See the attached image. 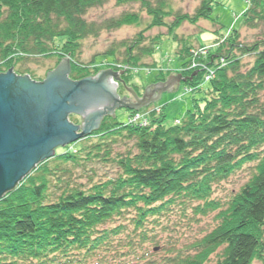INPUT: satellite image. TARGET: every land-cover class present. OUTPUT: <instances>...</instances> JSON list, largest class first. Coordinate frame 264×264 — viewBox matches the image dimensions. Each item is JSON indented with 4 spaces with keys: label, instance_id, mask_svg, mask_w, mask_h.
<instances>
[{
    "label": "trees",
    "instance_id": "trees-1",
    "mask_svg": "<svg viewBox=\"0 0 264 264\" xmlns=\"http://www.w3.org/2000/svg\"><path fill=\"white\" fill-rule=\"evenodd\" d=\"M103 1L0 0V73L14 68L32 78L16 66L28 58L68 55L70 78L95 75L100 69L92 62L77 61L81 41L139 20L126 13L101 24L87 21L85 13ZM133 2L151 17L150 26H164L168 34L183 22L213 21L217 4L200 0L192 14H171L165 0H116ZM263 20L264 0H251L238 26L206 48L205 69L185 68L203 48L183 45L177 60L186 80L179 85L198 96L180 119L166 124L162 107L148 113L146 124L105 116L72 144L87 143L37 163L2 195L0 264H264V38L238 41L241 24L253 27ZM158 39L146 47L140 33L105 56L122 62L127 82L131 66L138 67ZM247 56L253 59L245 65ZM167 75L155 73L151 81H165ZM81 160L112 164L115 173L98 180L90 176L85 186L72 178V167ZM247 165L250 178L219 209L213 188ZM174 208L183 215L188 208L194 215L219 209L218 222L186 249L170 241L160 245V217Z\"/></svg>",
    "mask_w": 264,
    "mask_h": 264
},
{
    "label": "rangeland",
    "instance_id": "rangeland-1",
    "mask_svg": "<svg viewBox=\"0 0 264 264\" xmlns=\"http://www.w3.org/2000/svg\"><path fill=\"white\" fill-rule=\"evenodd\" d=\"M165 2L167 5L166 8L172 12L171 14H192L199 5L200 0H165ZM249 3H251V0H217V4L213 6L211 14L213 21L200 19L195 24L183 22L177 26L172 33L168 34L167 29L164 26L149 25L151 23V17L145 11L140 9L138 3L133 2L117 5L116 0H104L101 6L90 8L85 13L84 18L87 21L101 24L108 19H115L126 13L137 14L139 20L122 24L114 29H101L97 36H88L84 38L81 41L76 58L80 64L85 66L90 65L92 62L91 67L92 65H95L100 70L110 69L114 72H119L126 68L119 66L122 64L121 61H113L108 56V58H106L105 52L110 47H119L120 42L131 41L140 33L145 37L143 45L149 47L150 41L155 39L156 36H159L161 40L158 39L156 44H154V50L152 53L150 55H143L141 57V64L136 68L133 67L135 69L131 66V70L127 72L130 77L127 82L122 78L125 70H123L121 74H118L123 82H118L115 88V94L119 98H122L123 96L129 98V92L126 89V87H128L140 97L142 95V90L144 91L147 85L162 82L151 81L155 73H159V75L160 73H166L168 74L167 76H176L177 73H179L182 77L180 71L183 70V66H181L177 58L179 57L183 45L189 44L192 48H203L185 68L205 69L207 53L211 46L216 45V37L224 34L231 26H238V23L241 20V14L246 10ZM172 18L173 15L168 16L165 18V22L170 23ZM238 30V41L248 44L260 40L264 38V20L256 22V25L253 27L241 24L238 27ZM208 46L210 47L206 49ZM119 53L117 52L116 54L118 58H121ZM64 57L69 59V64L71 65L70 57L68 55L62 56V58ZM61 59L58 60L56 55L28 58L19 63L15 69L20 70L21 72L28 71L32 75V78L29 76L32 80L39 81L40 79L45 78L46 73L53 70L60 63ZM252 59L253 58L250 56L244 57L243 63L247 65ZM12 69L14 71V68ZM100 70H98V72ZM70 73L71 67L68 74L69 78ZM179 83H177V88L175 90L162 93L156 102L149 103L139 110H135L136 112L131 113L129 111L133 110L128 109L129 111H127L124 110L127 108L117 107L114 110L113 116L112 114L105 116L113 117V120L118 123L134 122L146 124L148 121V113L151 110H158L162 107L166 124H172L174 120L180 119L183 114L192 107V97L198 96V94L192 95L187 93L188 90L183 89ZM132 85H136L137 91L132 88ZM261 99L264 101V92L261 94ZM105 116H103V118ZM68 117L71 119L74 117V114L69 113ZM76 123H78V118H73V124ZM93 130H91L90 133H92ZM79 132L80 130L78 133ZM90 133L88 135H90ZM72 143L74 142L69 141L62 145H58L55 147L53 155L62 152L64 149L75 150L78 145H84L87 142L86 140H80L76 145ZM120 147L122 146L119 145L117 149ZM84 161L85 160H81V164L78 167H72V178H75L78 183H82L85 186L90 183V176L92 180H98L104 179L106 176L111 177L115 173L112 164L102 165L101 163H95L94 165H91V163H86V161ZM252 171L251 165L244 166L242 170L235 172L221 182V184L213 188L214 191L211 197L219 203V209H223L227 206L228 200L240 188V186L250 178ZM92 173H95L96 175L94 176ZM219 209L208 211L205 215H194L191 208H188L185 215H183L174 208L172 212L170 211L166 215L160 217L162 225L157 228L156 231V233H158L157 235L160 236V245L164 244L165 241H170V243L175 245L177 249H186L187 247H190V244L193 241L209 232L217 224L218 220L215 215ZM163 252L164 251H161L159 254H162ZM214 259L215 257L212 256L210 263H212ZM253 264L263 263L259 260H255Z\"/></svg>",
    "mask_w": 264,
    "mask_h": 264
},
{
    "label": "water",
    "instance_id": "water-1",
    "mask_svg": "<svg viewBox=\"0 0 264 264\" xmlns=\"http://www.w3.org/2000/svg\"><path fill=\"white\" fill-rule=\"evenodd\" d=\"M123 70H100L95 76L72 80L69 59L64 57L42 81L17 75L12 68L0 73V197L37 163L52 157L55 147L87 136L103 116H113L115 108L139 110L186 80L179 73L169 75L147 85L140 97L126 87L129 98H119L115 88ZM69 113L74 117L68 121ZM73 118L78 123L73 124Z\"/></svg>",
    "mask_w": 264,
    "mask_h": 264
},
{
    "label": "flooded vegetation",
    "instance_id": "flooded-vegetation-1",
    "mask_svg": "<svg viewBox=\"0 0 264 264\" xmlns=\"http://www.w3.org/2000/svg\"><path fill=\"white\" fill-rule=\"evenodd\" d=\"M43 79H44V78H42V79H41V80H39V81H42ZM141 93H143V91H142ZM67 119H68V121H69V119H70V118H69V117H67ZM72 123H73V122H72Z\"/></svg>",
    "mask_w": 264,
    "mask_h": 264
}]
</instances>
